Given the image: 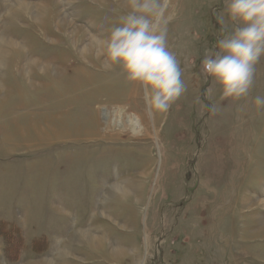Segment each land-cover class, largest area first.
I'll list each match as a JSON object with an SVG mask.
<instances>
[{"label":"rangeland","instance_id":"374dc122","mask_svg":"<svg viewBox=\"0 0 264 264\" xmlns=\"http://www.w3.org/2000/svg\"><path fill=\"white\" fill-rule=\"evenodd\" d=\"M164 1L186 91L159 113L119 65L80 62L52 38L63 0H0V222L21 231L10 257L0 235V264H44L59 241L77 256L66 264H264V56L249 95L224 98L201 60L232 28L226 0ZM75 10L93 36L125 15L115 2ZM54 58L60 73L42 67ZM115 106L144 112L148 134L103 133L101 109ZM128 181V196L112 193ZM76 230L86 241L100 230L107 246L73 244Z\"/></svg>","mask_w":264,"mask_h":264},{"label":"clouds","instance_id":"9594fccd","mask_svg":"<svg viewBox=\"0 0 264 264\" xmlns=\"http://www.w3.org/2000/svg\"><path fill=\"white\" fill-rule=\"evenodd\" d=\"M130 11L100 39L105 70L119 65L130 82L144 90L146 106L167 112L186 91L182 69L169 50L168 31L162 25L160 0H128ZM226 14L233 22L222 29L215 47L201 60L202 72L215 79L224 98L249 95L256 65L264 56V0H226ZM254 104L264 107V97Z\"/></svg>","mask_w":264,"mask_h":264},{"label":"bare ground","instance_id":"6f19581e","mask_svg":"<svg viewBox=\"0 0 264 264\" xmlns=\"http://www.w3.org/2000/svg\"><path fill=\"white\" fill-rule=\"evenodd\" d=\"M80 1L81 0H63V3H61V6L63 8L62 14L60 12H58L57 8H55L57 14L54 13L55 15L53 18V24L55 22L54 25L57 28L59 33H56V35H53L52 38H55L56 41H58L59 43L68 42V44L72 47L73 51L77 55L78 60L80 62L82 60H84L86 63L93 62V64H96L97 62H99L100 59L101 60L104 59L103 58L104 56L101 54L100 39L103 37H106V35L103 34L102 32H100V33H98L97 36L96 35L93 36L91 31H88V30L85 31V29L83 28V25L78 24L79 20H78L77 14L79 11L78 10L74 11V9H76V8L79 9ZM88 1L94 3V5L99 6L103 10H107L111 6V3L115 2V4L121 9V11L123 13H125V15H127L128 12L130 11V7L128 5V0H88ZM165 3H166V0L164 1V4ZM112 7H113V5H112ZM21 8H24V10H26V11H32L31 10L32 7H30V5H23ZM99 31H100V29H99ZM82 32H86L85 33L86 36L88 35L90 37V38H88L89 42H91V44L88 45L89 47L87 45H82L79 42V41H81V39H79V38H80V35ZM89 33H91V34H89ZM103 61L105 62V60H103ZM56 62H57V60H55V58L50 59L47 62V64H45V66L42 65V67H45L46 71H51L52 69H55L56 71H58V73H60L61 70L62 71L64 70L63 66H61L64 63L61 64L60 67L58 68V67H56V65H57ZM118 105L120 106V104H118ZM119 106L113 107V110L111 112H108L105 109H101V111H102L101 115H102V118L104 119L103 127L101 129V131L103 133L104 132L105 133H107V132H109V133L113 132L114 133V130H119L121 132L128 130L130 132V134H132V136H139V135H142L143 130H144V131H147L145 134H148L147 121H146L144 112H142V111L141 112H138V111L134 112L133 111V113L131 112L130 114H126V113L124 114L126 108L119 107ZM146 114H148V113H146ZM120 135H121V133H120ZM130 180H131V178H130ZM130 185L132 187V185H133L132 181H128L127 183L124 184V186L122 184L114 185L112 190L115 192H112V193L117 194L119 192L118 194L121 197L128 196L129 195L128 191H130V189H131ZM109 190H110V192L112 191L111 189H109ZM133 226L135 227L136 225L134 224ZM103 232H105V231H103ZM105 236H106L105 233L102 234L101 231L98 230L97 233H95V235H88V238H87L89 241L88 242L84 239V233L81 230H76L71 237V241L73 242V244H81L82 242H86L88 245L90 244L95 248L103 249L105 246H107L106 243H108L107 240L105 239ZM57 245L58 246H57V248H55L56 253L53 256V260L51 259L48 261H44V264H66V263H69L70 259H72V260L77 259V256L75 253H71V251L69 249H65V247H67V246L64 245V243H62V241H59V243H57ZM109 248H110V252H109L110 257L108 259L109 263H111L112 261L118 262V261H121L123 259L124 255H125L124 249H115L114 250V248L113 249L111 248L110 244H109ZM133 255L137 259V257L139 256L138 251L134 252ZM55 260H56V262H55ZM140 264H143V259L140 262Z\"/></svg>","mask_w":264,"mask_h":264},{"label":"trees","instance_id":"16d2710c","mask_svg":"<svg viewBox=\"0 0 264 264\" xmlns=\"http://www.w3.org/2000/svg\"><path fill=\"white\" fill-rule=\"evenodd\" d=\"M0 235L5 237V239L7 240L5 246V249L7 248V253L5 252V254L6 256L8 254V256L10 257L11 255L17 252V245L21 241V231L15 226H11V229H5L3 222H0Z\"/></svg>","mask_w":264,"mask_h":264}]
</instances>
